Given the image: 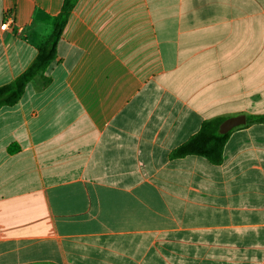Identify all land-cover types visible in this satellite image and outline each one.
Here are the masks:
<instances>
[{"label": "crops", "instance_id": "obj_1", "mask_svg": "<svg viewBox=\"0 0 264 264\" xmlns=\"http://www.w3.org/2000/svg\"><path fill=\"white\" fill-rule=\"evenodd\" d=\"M63 2L0 0V86ZM260 114L264 0H77L0 109V264H264V124L220 164L173 156L206 120Z\"/></svg>", "mask_w": 264, "mask_h": 264}, {"label": "trees", "instance_id": "obj_2", "mask_svg": "<svg viewBox=\"0 0 264 264\" xmlns=\"http://www.w3.org/2000/svg\"><path fill=\"white\" fill-rule=\"evenodd\" d=\"M76 3L77 0H64L59 14L55 17L53 32L38 46L35 60L12 82L0 86V109L16 105L23 96L27 84L36 76L42 75L57 58V43ZM49 81L47 79L46 83H49ZM227 118V116H221L204 121L198 133L181 145L173 156L182 158L197 155L205 157L213 164H220L223 161L224 146L235 129L254 123L264 124V114L247 115L245 125H241L226 134H221L219 131L220 125ZM14 150V148L10 149V151Z\"/></svg>", "mask_w": 264, "mask_h": 264}, {"label": "water", "instance_id": "obj_3", "mask_svg": "<svg viewBox=\"0 0 264 264\" xmlns=\"http://www.w3.org/2000/svg\"><path fill=\"white\" fill-rule=\"evenodd\" d=\"M246 123V115L231 116L223 121V123L220 125L219 131L221 134H226L241 125H245Z\"/></svg>", "mask_w": 264, "mask_h": 264}, {"label": "built area", "instance_id": "obj_4", "mask_svg": "<svg viewBox=\"0 0 264 264\" xmlns=\"http://www.w3.org/2000/svg\"><path fill=\"white\" fill-rule=\"evenodd\" d=\"M11 19H12V14L10 15V17H8V21H6V22L1 24V29L2 30H5V29H7L9 27V22H10Z\"/></svg>", "mask_w": 264, "mask_h": 264}]
</instances>
